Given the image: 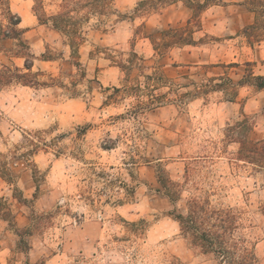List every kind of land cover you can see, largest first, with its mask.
<instances>
[{"label":"rangeland","instance_id":"1","mask_svg":"<svg viewBox=\"0 0 264 264\" xmlns=\"http://www.w3.org/2000/svg\"><path fill=\"white\" fill-rule=\"evenodd\" d=\"M92 2L0 0V69L29 59L48 83L0 86V264H217L174 218L194 196L238 210L264 264V169L239 143L264 140V89L239 86L264 77V43L244 34L260 5L220 0L194 18L192 0ZM11 15L26 42L3 37ZM170 27L197 44L162 49ZM155 71L167 83L152 89Z\"/></svg>","mask_w":264,"mask_h":264},{"label":"trees","instance_id":"2","mask_svg":"<svg viewBox=\"0 0 264 264\" xmlns=\"http://www.w3.org/2000/svg\"><path fill=\"white\" fill-rule=\"evenodd\" d=\"M115 0H93L91 3L92 10L99 14L108 8V5L112 4ZM160 6L167 5L172 0H157ZM220 0H205L203 3L199 0H192L191 9L194 14L193 17H197V11H204L211 5H217ZM254 6L260 5V9H250L255 14V22L245 28L244 34L248 40L250 46H254V43L261 45L264 43V4L261 0H249ZM259 8V7H258ZM15 18V21H13ZM13 19V20H12ZM10 25L12 29L3 30L4 38H12L26 42L23 39L24 30L19 26L22 22L19 16H10ZM63 16L56 17L54 19L53 26L55 29L63 32V29L59 26L63 23ZM191 22H189L190 24ZM188 24V25H189ZM194 32L189 31L187 27L175 28L170 27L161 34L160 46L162 49H170L177 46H191L196 45ZM159 46L160 51L162 50ZM135 58H138L134 54ZM236 67V64L230 65ZM34 67L33 61L26 59L25 69L28 71L25 73L18 67L3 66L0 69V86L11 85H23L30 87H44L48 86V83L42 82L39 77L43 73H32ZM148 83H150L152 89L163 85L166 79L162 75H158L156 71L146 77ZM232 84V83H231ZM255 85L258 89H264V77L253 76L249 74L247 80L239 83V86ZM223 85L216 86V89L222 88ZM173 90V86H170ZM136 89V87H135ZM175 90H173L174 92ZM175 96L180 94L178 91ZM181 94L180 101L183 102ZM162 98L152 96L150 105L155 102H160ZM240 126H248L247 121H243ZM241 145L240 155L247 163L255 165L261 169H264V140L260 142H251L249 140L239 141ZM159 182L166 191V195L172 200L173 203L181 201V196L174 192L179 185L172 182L169 178L159 177ZM177 191V190H176ZM11 217V212L6 207V204L0 199V218L5 219ZM176 221L180 225L181 235L187 239L191 246L201 251L202 254L212 256L217 264H260L257 253L256 244L252 243L248 239L246 233H244L245 225L242 222L241 213L231 207H223L221 205H213L209 198H203L199 196L190 197L186 200V211L183 214L174 215ZM27 264H30L29 262Z\"/></svg>","mask_w":264,"mask_h":264},{"label":"crops","instance_id":"3","mask_svg":"<svg viewBox=\"0 0 264 264\" xmlns=\"http://www.w3.org/2000/svg\"><path fill=\"white\" fill-rule=\"evenodd\" d=\"M25 4H28V2H29V0H22ZM14 6H16V4H15V2H13V4H12V7H14ZM30 27H26L25 29H23L24 30V35H26V34H28V33H30L31 32V30H28Z\"/></svg>","mask_w":264,"mask_h":264}]
</instances>
